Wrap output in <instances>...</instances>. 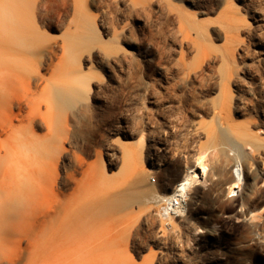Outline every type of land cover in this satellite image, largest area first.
I'll use <instances>...</instances> for the list:
<instances>
[{"label":"rangeland","instance_id":"374dc122","mask_svg":"<svg viewBox=\"0 0 264 264\" xmlns=\"http://www.w3.org/2000/svg\"><path fill=\"white\" fill-rule=\"evenodd\" d=\"M43 2L29 51L0 32V264H264V0Z\"/></svg>","mask_w":264,"mask_h":264},{"label":"bare ground","instance_id":"6f19581e","mask_svg":"<svg viewBox=\"0 0 264 264\" xmlns=\"http://www.w3.org/2000/svg\"><path fill=\"white\" fill-rule=\"evenodd\" d=\"M55 1L56 0H48L50 3H54ZM44 6L45 3L43 0H0V32L7 36L5 41L8 43V50L26 52L32 48L38 33L35 31V21L32 19L30 20L28 17H26V15L31 14L33 18L39 17L44 11ZM67 12L69 11L67 10ZM66 48L68 52L71 49L70 46H66ZM7 61L8 72L17 71L18 73H24V71L27 69L19 63H14L10 54L8 55ZM6 69L7 67L2 70ZM27 75L36 79L41 74L39 71H36L35 74L28 72ZM29 86H31V82H29ZM48 87L49 93L46 98V105L59 106L61 94L53 85L49 84ZM11 92H13V89L10 87V85L3 81V79H0V99L5 98L8 95L9 100ZM24 101L28 103L26 100ZM19 104L21 106L23 101L19 100ZM222 138V142L224 140V143L228 144L229 153L233 155L235 157L234 159L236 160V164L232 170L234 179L230 187V192L234 191L235 189V191H237V189L241 188V186L243 187L242 184L244 182L243 168L240 163L242 151L235 139L228 133L224 132L222 134ZM204 158L205 155H200L197 158L194 167L187 168L183 176L174 185L171 192L166 194H154L153 199L155 203L157 202V206L159 207L158 213L165 221L169 222L170 225H173V222H175L174 216H179L183 212V207L189 198L190 190L195 187L198 182H201L207 177L208 166L205 163ZM148 170L151 171V167H149ZM257 212H251V217L263 213L264 207L258 209ZM61 227L62 226L58 221L53 225V228ZM130 238H128V241H130Z\"/></svg>","mask_w":264,"mask_h":264},{"label":"built area","instance_id":"2783aa9c","mask_svg":"<svg viewBox=\"0 0 264 264\" xmlns=\"http://www.w3.org/2000/svg\"><path fill=\"white\" fill-rule=\"evenodd\" d=\"M155 180V179H154Z\"/></svg>","mask_w":264,"mask_h":264}]
</instances>
